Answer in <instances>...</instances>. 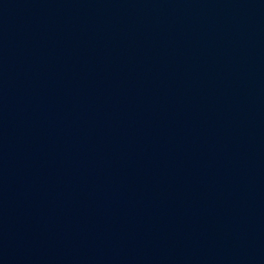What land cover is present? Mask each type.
<instances>
[{"label":"water","instance_id":"95a60500","mask_svg":"<svg viewBox=\"0 0 264 264\" xmlns=\"http://www.w3.org/2000/svg\"><path fill=\"white\" fill-rule=\"evenodd\" d=\"M0 264H264V0H0Z\"/></svg>","mask_w":264,"mask_h":264}]
</instances>
